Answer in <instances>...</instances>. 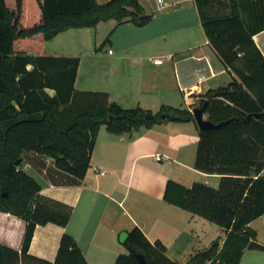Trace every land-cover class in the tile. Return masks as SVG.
Returning <instances> with one entry per match:
<instances>
[{
  "label": "trees",
  "instance_id": "16d2710c",
  "mask_svg": "<svg viewBox=\"0 0 264 264\" xmlns=\"http://www.w3.org/2000/svg\"><path fill=\"white\" fill-rule=\"evenodd\" d=\"M195 1L210 44L232 75L227 85L209 89L198 103L208 101L207 118L222 124L199 129L195 167L218 174L220 180L215 187L169 179L164 200L227 231L222 246L215 240L186 264H240L245 249L264 250L250 225L264 215V55L242 22L237 0ZM152 16L143 0H0V211L26 222L20 250L0 242V264H88L68 232L54 262L29 254L37 224L66 226L73 208L41 194L38 180L20 167L24 151L50 156L60 169L84 178L103 126L122 134L150 127L163 114L170 115L166 120L196 121L190 109L171 106L147 118L150 110L108 102L102 92L81 93L100 98L74 109L70 103L80 58L29 55L44 51L48 40L70 28L95 27L109 19L143 26ZM30 63L34 68L28 70ZM46 86L56 95L33 103L35 97L41 100ZM250 113L258 116L246 118ZM127 233L128 252L114 264H140L137 253L148 264H180L140 227Z\"/></svg>",
  "mask_w": 264,
  "mask_h": 264
},
{
  "label": "crops",
  "instance_id": "0c3cea01",
  "mask_svg": "<svg viewBox=\"0 0 264 264\" xmlns=\"http://www.w3.org/2000/svg\"><path fill=\"white\" fill-rule=\"evenodd\" d=\"M237 2L245 28L264 55V0ZM143 3L153 15L146 25L117 24L109 19L93 27L95 31L86 27L78 28L80 32L73 31L75 28L60 32L46 42L44 51L29 52L33 57L80 58L72 108L100 98L81 93L102 92L108 102L126 108L139 106L154 114L162 106L192 111L202 94L232 80L209 42L195 0ZM105 37L108 45L100 46L98 42ZM63 38L73 41L66 44ZM156 58H162V63H155ZM33 68V63L27 65L28 70ZM40 95L41 100L35 97L33 103H45L56 90L46 86ZM199 129L193 120L166 119L132 133L114 134L103 126L84 178L60 169L50 156L24 151L20 167L38 180L41 194L73 208L66 226L37 224L29 254L54 262L61 238L68 232L88 264H114L126 251L121 233L136 226L150 241L160 240L168 256L180 264L215 240L222 246L227 234L223 227H210L209 220L164 200L169 179L186 186L196 181L211 184V180L219 184L218 174L195 167ZM157 154L161 160L156 159ZM259 218L264 223V215ZM255 220L250 225L264 245V227H254ZM25 229L22 218L0 211L3 245L20 250ZM244 260L264 264V250L245 249L240 264Z\"/></svg>",
  "mask_w": 264,
  "mask_h": 264
},
{
  "label": "water",
  "instance_id": "95a60500",
  "mask_svg": "<svg viewBox=\"0 0 264 264\" xmlns=\"http://www.w3.org/2000/svg\"><path fill=\"white\" fill-rule=\"evenodd\" d=\"M207 104H208V101H206L201 106H196L193 108L192 113L195 117L196 122L198 123V125L201 129L219 127L222 124V122L221 123H213L211 120H209L207 118V115H206ZM169 116L170 115H168V114H163L162 118L166 119ZM252 116H258V113H250L246 116V118H250ZM153 117H154V113L149 112L147 114V118H153ZM127 236H128V233L126 231H123L120 235V240L122 242H125V240L127 239ZM136 256H137V259H138L140 264H148L142 253H137Z\"/></svg>",
  "mask_w": 264,
  "mask_h": 264
},
{
  "label": "rangeland",
  "instance_id": "374dc122",
  "mask_svg": "<svg viewBox=\"0 0 264 264\" xmlns=\"http://www.w3.org/2000/svg\"><path fill=\"white\" fill-rule=\"evenodd\" d=\"M102 25H103V24H102ZM89 29H93V31H95L93 27H91V28H89ZM73 31H78V32H80V31H82V30H78V28H75V30H73ZM90 31H92V30H90ZM107 38H108V37H105L103 40H101L100 42H98V44H100V46H101V45L105 42V45H108L109 41L107 40ZM59 39H60V38H59ZM63 40H65L64 42H65L66 44H70V43L73 41V39H71V38H68V39H67V38H63ZM105 45H104V46H105ZM211 185L217 187L219 184H218L217 181L211 180ZM206 223H208L209 225H211L210 227H221V226H219L218 224H216V223H214V222H210V221H208V222H206ZM253 226H254V227H264V223L262 222L261 218H259V219L255 220V222L253 223ZM126 252H128L127 248H126V251H125L124 253H126ZM245 261H246V260H244V264H246Z\"/></svg>",
  "mask_w": 264,
  "mask_h": 264
},
{
  "label": "built area",
  "instance_id": "2783aa9c",
  "mask_svg": "<svg viewBox=\"0 0 264 264\" xmlns=\"http://www.w3.org/2000/svg\"><path fill=\"white\" fill-rule=\"evenodd\" d=\"M162 1H163V0H157L158 3L162 2ZM162 61H163L162 58H156V59H154V62L157 63V64L162 63ZM192 110H193V109H192ZM161 158H162V157H161L159 154L156 155V159H157V160H161ZM94 169H95L96 171H100V169H99L98 167H94Z\"/></svg>",
  "mask_w": 264,
  "mask_h": 264
}]
</instances>
